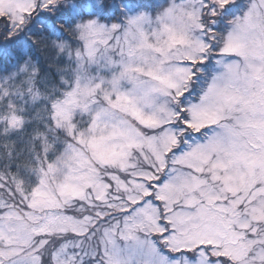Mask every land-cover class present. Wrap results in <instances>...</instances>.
Returning <instances> with one entry per match:
<instances>
[{"label": "snow or ice", "instance_id": "6c2138e0", "mask_svg": "<svg viewBox=\"0 0 264 264\" xmlns=\"http://www.w3.org/2000/svg\"><path fill=\"white\" fill-rule=\"evenodd\" d=\"M0 264H264V0H0Z\"/></svg>", "mask_w": 264, "mask_h": 264}]
</instances>
